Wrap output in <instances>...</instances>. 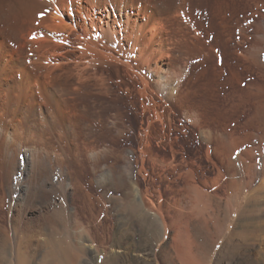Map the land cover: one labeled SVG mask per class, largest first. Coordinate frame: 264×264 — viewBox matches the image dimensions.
<instances>
[{
	"label": "rangeland",
	"instance_id": "obj_1",
	"mask_svg": "<svg viewBox=\"0 0 264 264\" xmlns=\"http://www.w3.org/2000/svg\"><path fill=\"white\" fill-rule=\"evenodd\" d=\"M225 2L217 18L207 8L170 20L148 99L122 65L104 68L106 93L80 88L71 64L42 69L63 90L50 118L0 93V244L22 243L19 264H264V0ZM20 5L0 0L9 83L21 67L37 74L39 38L51 35Z\"/></svg>",
	"mask_w": 264,
	"mask_h": 264
},
{
	"label": "bare ground",
	"instance_id": "obj_2",
	"mask_svg": "<svg viewBox=\"0 0 264 264\" xmlns=\"http://www.w3.org/2000/svg\"><path fill=\"white\" fill-rule=\"evenodd\" d=\"M127 1L128 0H22V5H20V8H22L21 11L24 13L25 10L28 15L29 12L32 11L31 14L34 16L33 22L35 23L36 21H39V23L43 24V26L51 32V35L47 36V38H39L41 39L40 45L37 42L39 45L38 49L41 51L40 54L37 53L39 56L34 60L35 67L33 69L37 70V74L36 72L31 73L21 67L19 72H24V76L20 81L14 79L13 82L9 83V80H6V78H1L0 93L11 92L12 90L17 91L18 94L20 93L19 95L21 97L25 98L24 103L35 104L38 108L39 115H44L46 118H50L55 115L51 105H58L64 101V97L62 98L63 90L61 88L57 89V87L48 89L47 86H45V83L39 78V73L42 72V69L52 71L53 69H61L62 66L71 64L70 68L72 67V72H70V69L67 73L69 72L72 74L75 78V82L80 84V88L82 84H85L84 86H86V88L90 86L91 88L96 89L99 93H106L111 84L107 85L108 83H106L107 81L109 82V79L106 81L108 77L106 78L104 75V68L108 65H122L125 70H127L130 83L133 82L134 84L135 82L138 84L133 85L136 89V95L148 99L151 94H154L151 87V81L153 83V78H158L154 82L161 84V78L159 75L161 73V66L168 64L163 61L162 63H157L155 60L158 59V62L159 60H166L167 52L165 53L163 51V47L165 43H167V40L173 38V36L171 38V33H169L172 32L169 29V25L172 26L169 24L170 20L174 16H181L182 19H186H181L184 22L187 20L192 21L190 19L197 14L209 10H211V15H214L213 17L216 16L217 18V16L220 15L223 3H228L225 1L229 0H136L135 3L131 2L132 4H129ZM12 6L10 7V13H8L11 15V18L9 17V19L13 24H16V17L20 14L16 15L17 11L12 10ZM207 8H209V10H207ZM207 13L209 14V12ZM76 14H78V17ZM4 15H6L5 12L0 10V20L6 18L7 15ZM37 16L42 18L38 19ZM201 16L200 18H202ZM212 16H210V21ZM21 17L23 16L21 15ZM177 24H180V22ZM188 24L187 26H189ZM192 26L193 25L190 27ZM12 31L14 30L12 29ZM200 33L199 29L197 30V33L195 32L197 37L202 36ZM72 36L73 38L71 40ZM62 45L69 47V50H59V47H62ZM250 54L248 52L245 55L243 54V59L247 60V63L251 59ZM115 68L116 67L113 69ZM115 70H117V68ZM50 75L51 73H47L45 77L49 78ZM68 75L66 74L65 76L64 74L66 77L65 79H67ZM183 78L179 79L183 80ZM120 81L122 80L120 79ZM70 83L72 84V82ZM74 84L76 87V83ZM79 86L76 88L80 89ZM62 87H64V85ZM66 88L67 87H65V89ZM69 89L67 88L66 91L69 92L71 90ZM71 91L74 92L73 90ZM96 94L98 93H95V95ZM138 96L136 97L137 99ZM140 97L139 100L141 99ZM153 102L154 101L151 103ZM23 115L21 118H26ZM18 122L19 120L16 122V126L19 125ZM52 122H55L54 119ZM148 128L139 129L142 131L141 133H146ZM141 206L142 205L139 204L140 208ZM154 215L160 226H163V219L157 213H154ZM118 245L121 246L120 243ZM23 249L24 247L22 243L15 246L9 244V241L8 243L4 242L2 245L0 244V253L3 252L4 255L0 258L2 262L1 264H14V262L15 264H19L21 258H25L23 257L25 253ZM15 255H18L20 260H16ZM27 259L28 258H26V260Z\"/></svg>",
	"mask_w": 264,
	"mask_h": 264
}]
</instances>
